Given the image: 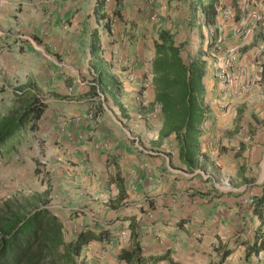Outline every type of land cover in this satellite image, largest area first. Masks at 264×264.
<instances>
[{"label":"crops","instance_id":"crops-1","mask_svg":"<svg viewBox=\"0 0 264 264\" xmlns=\"http://www.w3.org/2000/svg\"><path fill=\"white\" fill-rule=\"evenodd\" d=\"M209 1L0 3V42L9 48L0 70H17L9 85L33 87L46 104L30 141L45 208L62 222L66 242L88 230L104 235L76 264H126L118 255L131 247V223L156 264H264V252L246 258L255 231L264 234V210L259 219L248 204L264 182V0H218L214 25L204 21ZM242 19L252 28L247 37L237 31ZM162 30L184 44L186 63L205 62L208 113L193 166L181 161L174 133L160 134L152 61ZM228 61L235 80L223 86L214 74ZM101 75L104 84L119 80L120 97L101 92Z\"/></svg>","mask_w":264,"mask_h":264},{"label":"trees","instance_id":"trees-1","mask_svg":"<svg viewBox=\"0 0 264 264\" xmlns=\"http://www.w3.org/2000/svg\"><path fill=\"white\" fill-rule=\"evenodd\" d=\"M217 5L218 0L208 2L203 12L205 23L215 24ZM102 9L103 4L98 3L97 10ZM98 16L105 20L104 25H108L105 13ZM154 48L152 85L156 94L155 102L160 106L163 118L160 134L166 137L174 133L180 145L181 161L193 166L199 155L200 126L208 113L202 82L205 62L197 56L186 63L182 58L184 44L176 45L169 30L159 33ZM99 51V37L94 32L90 52L96 56ZM97 82L102 93L109 89L114 99L121 96L117 78L110 77V81L104 84L101 75ZM24 93L18 97H24ZM25 103L22 109L0 116V157L3 152L7 154L18 145L20 136L27 129H35L36 121L46 108V104L35 95L28 96ZM29 205V202L13 199H7L0 205V264H76L84 246L103 239L104 235L88 230L80 232L73 241L66 242L59 218L44 206L29 210ZM251 209L259 219L263 218L264 182L261 196L253 201ZM129 226L131 247L121 250L118 259L126 264H156L159 258L143 256L138 233L132 223ZM261 252H264V234L259 227L252 244L247 246L246 258ZM227 254L224 252L222 260Z\"/></svg>","mask_w":264,"mask_h":264},{"label":"rangeland","instance_id":"rangeland-1","mask_svg":"<svg viewBox=\"0 0 264 264\" xmlns=\"http://www.w3.org/2000/svg\"><path fill=\"white\" fill-rule=\"evenodd\" d=\"M2 2L3 0H0V3ZM3 31H6V27L0 22V40L4 36ZM23 43L24 48L27 50V42ZM5 48L9 49L7 46H2L0 42V54L1 50ZM192 55H189L188 58H192ZM1 59L2 56H0ZM10 78L18 80V71L16 70L10 76L8 70H0V116H6L14 110L22 109L28 96L30 94L36 95L33 92V87L32 91H23V87L18 84L17 80L16 85H9ZM17 92L19 94L29 93H26L24 97H18ZM31 136V131L27 129L20 136L18 145L13 147L7 154L3 152V156L0 157V205L7 199L29 202V210L47 204V200L42 196L43 193H39L40 190L44 191L45 187L38 184L37 172H41V170L38 168V164L35 163L36 150L33 149V144L30 142ZM33 197L34 199H32Z\"/></svg>","mask_w":264,"mask_h":264},{"label":"built area","instance_id":"built-area-1","mask_svg":"<svg viewBox=\"0 0 264 264\" xmlns=\"http://www.w3.org/2000/svg\"><path fill=\"white\" fill-rule=\"evenodd\" d=\"M105 2H107L108 0H104ZM237 31L239 33V35H241L242 37H247L248 35L251 34L252 32V28H247V24L245 22L244 19L241 20L240 24L238 25ZM230 61H228L227 63L224 64V67L222 68V70L220 71H216L215 72V78L223 85V86H232L233 82H234V78L232 76V74L229 73V71L227 72L226 70H228V67L230 66ZM232 94L234 95H238L241 92V87L240 86H235V88H231ZM19 94V92H17ZM254 199L250 198L248 200V204L252 205L253 204ZM45 207V206H44Z\"/></svg>","mask_w":264,"mask_h":264}]
</instances>
